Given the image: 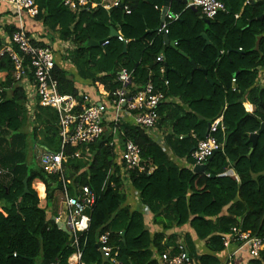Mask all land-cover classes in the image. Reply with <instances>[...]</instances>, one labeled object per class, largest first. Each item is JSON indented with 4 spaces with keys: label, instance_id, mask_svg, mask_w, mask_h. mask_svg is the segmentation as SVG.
Returning a JSON list of instances; mask_svg holds the SVG:
<instances>
[{
    "label": "trees",
    "instance_id": "trees-1",
    "mask_svg": "<svg viewBox=\"0 0 264 264\" xmlns=\"http://www.w3.org/2000/svg\"><path fill=\"white\" fill-rule=\"evenodd\" d=\"M36 1L40 8L37 18L60 39L74 44L61 58L73 64L78 79L59 64L54 69L61 93L82 96L78 81L100 83L111 99L121 86L118 72L126 67L134 71V92L152 81L157 90L179 102L167 101L159 107L158 126L165 129L166 146L130 122L111 124L100 142L66 145L63 172L47 173L35 160L29 163V155L33 145L53 152L61 150L59 113L37 105L32 119L14 63L8 55L1 57L0 168L7 169L8 174L0 175V264H68L74 248L67 233L53 220L64 182L71 194L81 185L89 186L97 196L90 210V230L82 237L88 239L83 255L86 264H112L97 247L104 232H110L111 244L119 249L124 264H159L155 256L177 243L174 229L186 224L194 230V235H184L187 251L203 264L221 263L217 254L225 249L222 236L233 226L264 237V131L251 153L249 141V135L264 122V82L260 79L264 67V0H221L226 11L209 22L200 9L198 13L174 0L172 9L180 18L170 24L168 36L176 46L166 44L164 35L157 31L161 9L154 7L164 0H125L131 13L122 6L109 11L102 7L72 10L63 0ZM112 26L128 39L126 48L124 41L110 37ZM7 30L12 32L11 25ZM202 32L211 44L206 43ZM90 39L110 41L92 46ZM161 54L164 61L159 60ZM192 60L200 68L193 74ZM88 99L81 97L82 101ZM245 101L253 105L252 111L246 110ZM221 116L224 130L219 128L214 135L224 142V149L207 159L206 172L180 166L172 155L195 164L192 153L198 141ZM114 127L123 140H132L140 147L143 159L156 165L152 173L131 175L132 186L152 218L127 202L120 148L118 143L111 144L116 135ZM231 169L235 175L229 174ZM25 179L29 187L26 193ZM225 207L227 214L221 215ZM149 224L157 226L153 229ZM195 240H205L208 246L201 256ZM258 262L264 264V249Z\"/></svg>",
    "mask_w": 264,
    "mask_h": 264
},
{
    "label": "built area",
    "instance_id": "built-area-1",
    "mask_svg": "<svg viewBox=\"0 0 264 264\" xmlns=\"http://www.w3.org/2000/svg\"><path fill=\"white\" fill-rule=\"evenodd\" d=\"M64 5L73 10L102 7L107 11L122 6L127 13H131L125 0H64ZM190 5L200 9L207 19L215 18L220 12L226 11V6L221 0H188L186 7ZM39 12L36 0H0V38L2 40L0 58L8 55L14 63L15 77L26 93V107L32 119L37 105L56 109L60 117L61 150L53 152L39 145H33L34 149L40 150L36 155L39 165L47 173H62L63 164L66 161L64 158L66 145L86 146L99 141L111 124L117 126L123 121L145 129L153 139L158 138L159 107L164 102L178 100L168 97L162 90H157L152 81L134 92L133 89L136 88L132 82L134 71L126 67L118 72L117 81L121 86L116 89L115 96L108 101L89 99L82 101L81 97L87 96L86 94L75 97L61 93L58 79L54 74L57 55L53 46L37 44L38 38L27 28L26 17L35 18ZM179 18L180 13L169 11L158 27V33L168 35L170 24ZM9 25L12 32L7 30ZM117 38L126 43L128 41L121 34ZM109 41V39L105 40L102 45L108 44ZM175 44L177 45L176 41ZM159 60H165L163 54L159 56ZM161 72H165V67L161 68ZM165 83L168 85L169 81L166 80ZM219 128L224 130L222 117L217 118L210 125L207 136L198 141L192 153L196 164L205 163L214 153L224 149V142L219 141L214 135ZM113 132L122 138L116 127L113 128ZM123 141L124 148L118 151L121 157L119 164L122 189L127 184L132 185L133 173H152L156 169L150 159L145 160L141 157L140 147L134 141ZM111 144L116 145V140ZM117 146L120 148L119 145ZM76 156H80L79 151L76 152ZM112 172L111 169L108 176ZM6 174L8 170L0 168V175ZM111 185L114 186L115 183L111 182ZM96 200L97 196L89 186L77 185L75 194H71L64 182L63 192H61V209L55 216V222L66 224L71 230L70 240L74 252L69 257L68 264H86L83 261V255L88 239L85 237L82 240V237L90 230V210ZM222 241L225 248L231 245L236 247L223 264H259L261 251L264 249V237L254 235L251 231L243 230L240 225H237L233 226L230 232L223 234ZM97 245L104 259L112 264H124L119 258V249L111 244L110 232L101 233ZM241 251H245L246 254H239ZM198 254L201 256L202 253L198 252ZM155 257L159 264H203L198 258L188 253L187 245L181 239Z\"/></svg>",
    "mask_w": 264,
    "mask_h": 264
},
{
    "label": "crops",
    "instance_id": "crops-1",
    "mask_svg": "<svg viewBox=\"0 0 264 264\" xmlns=\"http://www.w3.org/2000/svg\"><path fill=\"white\" fill-rule=\"evenodd\" d=\"M248 1H250V0H246L245 3H247ZM254 1H257V0H254ZM163 6H164V2L162 3L161 6H158V4L155 5L154 9H158V7H159L161 9V14H162ZM172 6H173V2L171 3V6H170V12H174L173 9H172ZM39 11H40V8H39ZM174 13H176V12H174ZM240 13L241 12H238L235 15V17L239 18ZM37 17H35V18H29L28 16L26 17L28 25H29V29H28L29 32L33 33L38 38L39 41H45L46 44H51L53 46L55 52H56V55H57V64H59L60 66H63L64 68H67V70L69 71L70 75L75 77L76 79H78L77 72H76V69L73 66V64L69 60L63 59L65 56H67L69 54V50H72L74 48V44L71 41L60 39L59 36H54V34H56V33L51 31V30H49L43 24V22L41 20H39ZM38 25H40L41 28ZM117 31L119 32V34L122 35V32L120 30H117ZM52 37L54 38V40H53ZM206 43H207V41H206ZM53 44H55L56 47ZM56 50H60V52L57 53ZM59 54L63 58L59 57L58 56ZM70 66H73L72 69H70ZM260 79H261V82L263 83L264 82V67H262L260 69ZM77 88L80 90L81 94H86L89 97V100H91V101H108L109 100V93L105 90L104 86L102 84H100V83H94V84L93 83H89L88 84L86 82L78 81L77 82ZM175 99H177V98H175ZM178 102H179V100H178ZM244 106H245L247 111H252L253 110V105L249 101H245L244 102ZM222 121H223V117H222ZM120 123H127V122L123 121V122H120ZM157 127H158V130H159V137L154 139V140H156L157 142L161 143V145L166 146L165 142H164L165 141V135H166L165 129H161V128H159V126H157ZM119 138L120 137L115 135L114 139L116 140V142L120 146V150H121L122 148H121V144H120ZM31 148L32 149L30 150L29 163L32 164V162H34L35 159L38 160L36 155L40 152V150L39 149H34L33 147H31ZM166 149L168 150V152L171 153V150L168 147ZM172 158L175 159L180 166L191 168V169L194 170V166L196 165V163L195 164H190L187 160L181 159V158L179 159V158H177L174 155H172ZM38 164H39V162H38ZM228 172L231 175H235V172H234L233 169L229 170ZM37 185H39V184L38 183L34 184V187L38 190ZM125 186L126 187L123 190L125 192H127V196H128L127 202L130 203L132 205V207H134V208L142 209V211L145 214H147V216L149 218H152L153 216H151V214H149V212H150L149 208L147 206H145L143 203H141V201L139 199L138 190L134 189L132 185H128L127 184ZM40 196H41V198H43V193H42V195L40 194ZM58 211H57V214H58ZM226 214H227V210H226V207H225V210L222 212L221 215H226ZM53 217H55V216H53ZM149 225H151L153 229H154V227L157 226L155 224H149ZM174 230L178 233V239L179 240L180 239L184 240V235H186L187 233H189L191 235H194V230H193V228L191 227L190 224H186V225H184L183 227H180V228H175ZM195 242H196V245H197L198 252L203 253V252L207 251V247L208 246H207L205 240H199V241L195 240ZM235 248L236 247L234 245H231L229 248H225L223 251L218 252L217 256L221 260L220 264H223V262L228 258V256L232 253V251ZM239 254L244 255V254H246V252L245 251H241Z\"/></svg>",
    "mask_w": 264,
    "mask_h": 264
},
{
    "label": "water",
    "instance_id": "water-1",
    "mask_svg": "<svg viewBox=\"0 0 264 264\" xmlns=\"http://www.w3.org/2000/svg\"><path fill=\"white\" fill-rule=\"evenodd\" d=\"M173 1L174 0H164V6H163V9H162V14H161V24L165 20L166 14L170 11V6H171V3ZM178 1L182 2L184 5H187L188 4V0H178ZM250 1H254V0H250ZM189 8H191L192 10L198 12V8L195 7V6H193V5H190ZM206 21L209 22L208 19H206ZM201 35L206 39L207 44H211V41H210V39H209V37L207 36L206 33L203 32ZM110 36L111 37H118L119 36V32L113 26L111 27V30H110ZM164 39H165L166 44H170L172 46H176L175 41L174 40H171L168 35H164ZM88 44L89 45H92V46H98V45H102L103 42H99V41H95L93 39H90L88 41ZM125 48H126V42H125ZM191 64H192V74L195 72V70L200 69L197 66V64H196V62L194 60L191 61ZM201 70L204 71L205 73H207V71L205 69H201ZM207 79L209 80V82L211 84H213V81L210 79V77H207ZM263 131H264V122H261V126H260L259 130L257 132L251 133L249 135V141L252 143V148H251L250 153L253 151V148L256 146V144L258 142L259 134L261 132H263ZM119 141H120L121 147L123 149L124 148V141H123V139L121 137L119 138ZM194 171L197 172V173H205L206 172L205 164L204 163L203 164H196L194 166ZM24 183H25V193H26V192L29 191L28 179H25ZM53 220H55V217H53ZM57 226L62 231H64L65 233H67V235L69 236V239L71 238V230L66 226V224L61 223V222H57ZM125 233H126V230L122 231L121 234H122L123 237L125 236ZM97 247H98V245H97Z\"/></svg>",
    "mask_w": 264,
    "mask_h": 264
},
{
    "label": "rangeland",
    "instance_id": "rangeland-1",
    "mask_svg": "<svg viewBox=\"0 0 264 264\" xmlns=\"http://www.w3.org/2000/svg\"><path fill=\"white\" fill-rule=\"evenodd\" d=\"M40 28H41V26L40 25H38ZM27 28L29 29V25L27 24ZM54 36H58V34H54ZM55 47H56V45L55 44H53ZM57 51V53H59L60 52V50H56ZM59 57H61V55L59 54L58 55ZM72 67L73 66H70V69H72ZM39 161L38 160H36L35 159V164H37ZM33 163V162H32ZM56 205H57V211L59 210V209H61V194H58L57 195V203H56ZM56 208V207H55ZM52 209V211H53V208H51Z\"/></svg>",
    "mask_w": 264,
    "mask_h": 264
}]
</instances>
